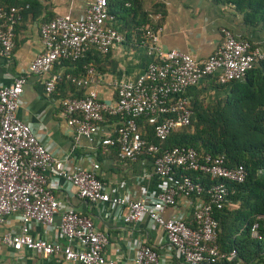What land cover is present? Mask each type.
Wrapping results in <instances>:
<instances>
[{"label": "built area", "instance_id": "2783aa9c", "mask_svg": "<svg viewBox=\"0 0 264 264\" xmlns=\"http://www.w3.org/2000/svg\"><path fill=\"white\" fill-rule=\"evenodd\" d=\"M107 0H88L82 16L59 15L41 23L39 35L42 52L27 70L18 74L9 86H0V247L14 252L29 251L43 259L60 255L64 264H170L174 258L182 264H215L231 260L235 252L219 253L216 245L218 222L212 213L227 203L226 183L241 184L246 177L243 166L228 168L222 157H199L192 148L162 149L168 136L190 124L191 111L187 91L202 80L216 78L221 85L242 81L248 71L264 61V50L251 48L237 39L230 30L221 29V42L204 61L177 50H163L158 41L161 26L159 14L155 26L141 29L140 45L153 60L135 80L119 81L113 87L116 100L104 102L92 89L98 82L95 69L89 66L81 76L51 74L44 81L45 93H54L63 79L84 90L82 97L61 101L62 116L74 129L73 149L81 139L92 140L106 117H117L119 126L101 140L104 150L117 145L118 159L133 161L139 156L152 159L154 174L163 180L155 193H144L139 200L127 195H110L98 177L99 164L90 167L66 166L45 147L29 124L17 116L20 97L29 75L44 76L61 61L76 62L94 49L102 55L120 45L124 36L117 29L116 19L109 14ZM28 8V6H26ZM20 9L0 4V56L9 59L15 49V26ZM153 20V21H154ZM149 118L154 125L157 143L146 141L137 120ZM175 169L200 172L221 182L208 189L189 177H173ZM71 195L93 205L107 204L124 224L145 229L158 228L166 237L165 254L148 244L136 242L130 261L106 257L108 236L93 221L55 196ZM207 195L202 201L200 196ZM186 199L192 219L166 217V211L179 209ZM12 215L19 219L18 231H2L1 225ZM58 220V222H56ZM33 225L51 231V241L31 234ZM264 227L260 215L252 224L250 236L262 240Z\"/></svg>", "mask_w": 264, "mask_h": 264}, {"label": "crops", "instance_id": "0c3cea01", "mask_svg": "<svg viewBox=\"0 0 264 264\" xmlns=\"http://www.w3.org/2000/svg\"><path fill=\"white\" fill-rule=\"evenodd\" d=\"M88 0H0L3 7H20L32 4L31 12L23 17L15 30V49L9 59L0 56V86H9L15 76L27 70L30 63L43 50L39 26L56 16L69 14L73 18L82 16ZM138 13L147 14L153 21L159 14L161 26L158 45L161 49L177 50L191 55L197 61L206 60L221 42V29L226 28L239 40L248 41L264 50V26L253 25L245 21L233 4L215 0H140ZM130 18L127 19L128 22ZM153 23H157L155 20ZM117 29L122 31L127 23L116 20ZM134 33L116 45L105 56L90 63L98 76V82L92 89L104 102L116 100L114 83L137 79L152 62L153 58L139 43L141 39ZM73 64H56L51 72L44 76L29 75L20 97L18 118L33 127L43 145L51 150L53 156L66 166L90 167L96 161L99 164L98 177L104 183L110 195H127L139 200L144 193H155L163 180L154 174L152 160L139 156L133 161L122 162L115 152L104 150L102 139L112 135L119 120L106 118L92 140L81 139L73 149L74 129L62 116L61 101L70 98L72 93L67 84L58 85L54 93L48 95L44 90V81L51 74L75 73ZM213 79L202 80L187 93L199 99L213 103L225 98L228 87H218ZM100 152V160L97 153ZM55 196L77 212L93 221L109 239L106 257L117 261H130L135 252L136 242L153 246L160 254H165L166 237L162 230L145 229L144 223L136 227L124 224L115 216L116 211L107 204L93 205L76 196H67L55 190ZM233 206V205H232ZM235 207V206H233ZM191 212L186 199H181L179 209L166 211V217H186ZM58 222V220H56ZM19 219L12 215L1 225L2 231H18ZM31 234L52 240L51 231L33 225ZM170 264H182L174 258ZM0 264H64L60 255L43 259L29 251L14 252L8 247H0Z\"/></svg>", "mask_w": 264, "mask_h": 264}, {"label": "trees", "instance_id": "16d2710c", "mask_svg": "<svg viewBox=\"0 0 264 264\" xmlns=\"http://www.w3.org/2000/svg\"><path fill=\"white\" fill-rule=\"evenodd\" d=\"M215 1L233 4L244 15L246 22L264 26V0ZM139 2L140 0H107L109 14L116 20L122 19L128 25L120 31L124 40L134 33L142 40L141 29L146 25H156L147 14L138 13ZM18 8L21 18L15 30L22 18L31 12L32 4L28 8L24 5ZM128 18L131 23L127 21ZM249 44L252 49L255 48L254 45ZM100 56L105 55L90 49L84 58L76 62L61 61V64H73L76 72L71 75L81 76L85 69L91 66L89 64ZM212 79L213 84L218 87H228L226 97L208 103L198 96L187 93L191 111L190 124L171 133L162 144V149L192 148L201 158L206 155L212 158L222 157L228 168L244 167L246 171L244 182L226 183L229 191L227 203L221 210L215 209L212 213L213 218L218 222L216 245L219 253L235 252L233 259L229 261L223 259L215 264H264V227L261 226L259 229L262 240L258 241L250 236V229L256 218L260 215L264 216V61L258 62L248 71L242 81L221 85L216 78ZM61 84L70 87L71 97H82L85 92L66 79L57 86ZM137 125L146 141L157 143L154 137V125L149 118L137 120ZM108 149L115 152L118 158L117 145ZM97 155L100 160V152ZM179 176L189 177L205 189L221 182L200 172L175 169L173 177ZM200 199L206 201L207 195L202 194ZM191 219L190 212L185 217V222L189 223Z\"/></svg>", "mask_w": 264, "mask_h": 264}]
</instances>
